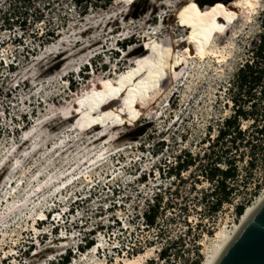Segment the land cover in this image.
<instances>
[{
  "label": "rangeland",
  "instance_id": "obj_1",
  "mask_svg": "<svg viewBox=\"0 0 264 264\" xmlns=\"http://www.w3.org/2000/svg\"><path fill=\"white\" fill-rule=\"evenodd\" d=\"M198 4L225 13L205 41L210 54L189 59L187 38L208 13ZM249 9L239 0H0V264L204 260L216 232L239 223L236 206L264 192V152L252 166L249 151L238 160L231 201L216 212L215 184L199 169L168 170L184 152L207 151L230 114L228 89L264 31V0ZM156 196L149 228L142 213Z\"/></svg>",
  "mask_w": 264,
  "mask_h": 264
},
{
  "label": "trees",
  "instance_id": "obj_2",
  "mask_svg": "<svg viewBox=\"0 0 264 264\" xmlns=\"http://www.w3.org/2000/svg\"><path fill=\"white\" fill-rule=\"evenodd\" d=\"M95 1L111 2V0ZM74 2L76 7H81L83 4H89L91 0H74ZM211 3L214 2L207 1V4ZM199 7L209 12L219 6L201 8L202 6L199 5ZM228 92L229 101L225 106L230 114L220 122L213 137L210 134L207 151L196 156L190 152H184L177 157L175 168L168 170V175H174L177 178L182 172L192 167L199 169V173L209 183L215 184L211 192V195L215 197L212 206L215 212L231 201L230 197L234 191L231 182H235L238 178V160L249 151L253 155L249 162L252 166L255 152L257 150L264 152V31L257 40L252 42L248 59L240 67L236 80ZM143 133L144 127L136 129L132 132V137H139ZM236 153L240 154L236 155ZM257 187L255 194L259 189ZM161 200L162 197L156 196L153 204L142 213V219L149 228L155 227L158 223ZM246 208L244 203L237 205L236 215L242 217ZM93 245L89 243L86 247L90 248ZM160 257L162 259L168 257V248L161 250ZM201 262L202 257L199 255L195 264H201ZM57 264H70V259L65 257Z\"/></svg>",
  "mask_w": 264,
  "mask_h": 264
},
{
  "label": "bare ground",
  "instance_id": "obj_3",
  "mask_svg": "<svg viewBox=\"0 0 264 264\" xmlns=\"http://www.w3.org/2000/svg\"><path fill=\"white\" fill-rule=\"evenodd\" d=\"M239 3L243 7L244 5H246L247 8L249 7L250 8L249 10L251 12H254L257 9V7L260 6V0H244V1L239 0ZM224 13L225 11L223 9L211 10L208 13L201 15L198 18L197 25H195L191 29V33L187 38V43L190 45V48H188L189 59L195 57L204 59L206 56L210 54V51L207 50V48H205L204 46L205 41L207 39V36L209 35V32L214 26V23L220 20L221 17L224 15ZM213 56L216 58L217 63H221L225 60V56L218 54V52L214 53ZM44 127L53 129L54 125L52 123H46L45 125L42 126V128ZM27 142L28 141H26L25 144ZM20 149L21 147H19L18 150ZM263 200H264V192L256 199V201L252 205H249L246 208L244 214L242 215V217H240L239 223L235 224L231 230L225 228L216 232L215 236L212 239V246L210 247V250L208 251L207 255L205 256L201 264H216L220 256L223 254L227 246L230 244L234 236L237 234L238 230L240 229V226L244 222H246V220L254 213L256 208ZM140 257L141 256H139V258ZM137 262L138 260H136L135 258L134 260L124 261V264H136Z\"/></svg>",
  "mask_w": 264,
  "mask_h": 264
},
{
  "label": "water",
  "instance_id": "obj_4",
  "mask_svg": "<svg viewBox=\"0 0 264 264\" xmlns=\"http://www.w3.org/2000/svg\"><path fill=\"white\" fill-rule=\"evenodd\" d=\"M216 264H264V200L240 226Z\"/></svg>",
  "mask_w": 264,
  "mask_h": 264
}]
</instances>
